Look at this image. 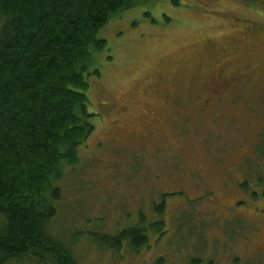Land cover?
Masks as SVG:
<instances>
[{"label":"rangeland","instance_id":"obj_1","mask_svg":"<svg viewBox=\"0 0 264 264\" xmlns=\"http://www.w3.org/2000/svg\"><path fill=\"white\" fill-rule=\"evenodd\" d=\"M99 37L95 129L56 185L49 233L79 264H264V0H141ZM142 213L166 229L139 252L95 241Z\"/></svg>","mask_w":264,"mask_h":264},{"label":"trees","instance_id":"obj_2","mask_svg":"<svg viewBox=\"0 0 264 264\" xmlns=\"http://www.w3.org/2000/svg\"><path fill=\"white\" fill-rule=\"evenodd\" d=\"M140 1L0 0V264H79L48 231L62 195L56 185L95 129L87 75L93 52L107 44L99 32ZM164 205H155L160 218ZM147 220L142 213L138 224L95 241L139 252L150 231L166 229L165 219Z\"/></svg>","mask_w":264,"mask_h":264},{"label":"flooded vegetation","instance_id":"obj_3","mask_svg":"<svg viewBox=\"0 0 264 264\" xmlns=\"http://www.w3.org/2000/svg\"><path fill=\"white\" fill-rule=\"evenodd\" d=\"M224 77V76H223ZM226 80L227 79H229V77H224ZM223 78V79H224ZM209 84H213V85H215V78H213V82L212 81H209V82H207V86L209 85ZM217 91H218V89H214V92H215V94L217 93ZM210 100H212L211 98H206L205 100H203V102H202V107H203V110L205 111L206 110V108L208 107V105H210L211 103H210Z\"/></svg>","mask_w":264,"mask_h":264}]
</instances>
